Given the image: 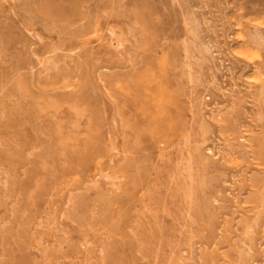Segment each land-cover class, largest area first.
<instances>
[{
    "label": "rangeland",
    "instance_id": "374dc122",
    "mask_svg": "<svg viewBox=\"0 0 264 264\" xmlns=\"http://www.w3.org/2000/svg\"><path fill=\"white\" fill-rule=\"evenodd\" d=\"M148 63L154 94L134 81ZM21 78L89 115L34 112ZM0 89V264H264V0H0ZM154 97L172 120L160 143ZM71 133L102 163L62 154ZM183 133L202 149L193 225L172 183Z\"/></svg>",
    "mask_w": 264,
    "mask_h": 264
},
{
    "label": "bare ground",
    "instance_id": "6f19581e",
    "mask_svg": "<svg viewBox=\"0 0 264 264\" xmlns=\"http://www.w3.org/2000/svg\"><path fill=\"white\" fill-rule=\"evenodd\" d=\"M250 26L253 27L252 25H250ZM249 30L252 31V29H249ZM255 34H257V33H255ZM184 36H185V34H184ZM184 38H186V37H184ZM188 48H190V47H188ZM196 50H197V48H196ZM199 54H201V53H199ZM239 54H241V52ZM255 55H256V53H254V56ZM251 56L252 55H250V57ZM50 63H52V61ZM149 64L150 63L146 64L142 71H139V72H137V74H135L134 81L137 83V85L144 87L145 91L148 94H154L157 91V88H153L152 86L157 84V76L153 72V69L151 67L152 65L150 66ZM56 66H58V65H56ZM53 67H55V66L53 65ZM188 69H190V67ZM4 77H7V76H4ZM117 77H119V76H117ZM65 79H67V78L63 77L62 82H63L64 86L68 85V82H67L68 79L64 82ZM249 79H250V77H249ZM146 81H148V84H146ZM190 83H191V81H190ZM113 86L115 88H119V89H126V87L129 89L128 84L124 85L121 82H116V83H114ZM18 87H19V91L22 93V95H24L26 98L29 99L31 109L34 112L36 111L40 115L43 113H51V114L55 115L57 113V111L64 105H67L69 107V109L77 115V117H83L86 114L89 115V113H90L89 107L85 104H82V102H80V100L77 97L70 98V97H59L55 94H48V95L37 94V93L34 94L29 89L28 84L26 83L25 79H23V78L19 79ZM0 92H2L1 89H0ZM4 100H5L4 96L0 95V101L2 102V103H0V105L3 106ZM152 104H153L154 109H153V113L150 114L151 115V126L148 128L149 134H150L153 142H155V143H160L162 141L165 142L168 139V134L163 129V122L165 121L166 124L171 125L172 120L169 119L167 112H165V109L162 108V104L158 103L156 97H154L152 99ZM139 109L142 110L143 112H146L148 110L147 107H145V106L143 107L142 105L139 106ZM5 112L7 113L8 116L11 115V112H9L8 110H5ZM122 121H123V124L126 128H129L130 126H132V121L128 117L122 116ZM93 130L94 129L92 126L88 127V129H87V131L89 133L92 132ZM139 133H140V131L137 132V134H139ZM182 139H183V145H184L185 149L187 150V153H186V157L178 160V162L176 164L175 171L173 172L172 183L175 186V191L180 194L181 199H182V207L180 208V211H179V217L183 218L184 221L188 225H193L195 223H201L200 222V220H201L200 219V213H201L204 201H205L204 197H203V193H202V185L205 183V179H204L203 175H201L200 171L197 169V167L195 165L197 159L202 157V154H201L202 149H201V145L198 143V140L193 138L191 136V134L183 133ZM141 143H142V139L138 135L136 137L133 145H137V144H141ZM56 146L59 148V150L62 154L63 153L64 154H71V155L75 156L79 164L84 163L86 161H89L90 159H94V161L97 164L102 163V161H103V155L97 153V142L92 139L90 134H88L85 138L80 137L78 134H72V133L65 135V136L61 137L59 140H57ZM129 149H130V147H128V150H127L128 152H126V155H125V161L126 162L121 164L119 167H117L113 171L114 178L120 179L122 177L127 176V174H128L127 171L130 170L128 161L131 162V160H132L130 157L131 151H129ZM110 150H111V148H108V151H110ZM231 157L234 161L236 160V159H234L233 155L230 156V158ZM136 179L138 180V175L136 178H133L134 183H136V181H137ZM37 186L40 189L45 188L44 180H39L37 182ZM251 223H253V222L251 221ZM172 246H173L174 251H178L180 248L179 241L178 240L173 241ZM215 251H217V248L215 249ZM241 251H242V249H241Z\"/></svg>",
    "mask_w": 264,
    "mask_h": 264
}]
</instances>
